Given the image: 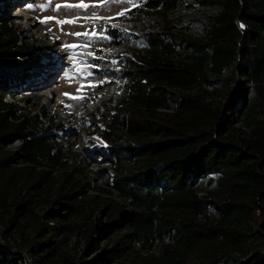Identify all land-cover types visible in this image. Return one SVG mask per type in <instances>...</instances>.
<instances>
[{"label":"trees","instance_id":"trees-1","mask_svg":"<svg viewBox=\"0 0 264 264\" xmlns=\"http://www.w3.org/2000/svg\"><path fill=\"white\" fill-rule=\"evenodd\" d=\"M8 1L0 0V209L8 214L0 220L21 231V244L14 253L0 243V264H26L23 252L29 264H50L55 250L44 255L51 242L39 240L49 230L75 233L77 220L88 253L113 240L96 264L127 250L150 264H264V115L256 117L264 105V0L142 3L162 17L117 59L122 83L96 130L109 157L93 173L69 160L50 114L6 101L41 73L6 21ZM186 7L209 15L198 38L182 34L184 18H167ZM104 181V196H89ZM37 198L48 209L42 217ZM210 211L217 225L204 222ZM31 218L32 228L20 224ZM251 226L261 250L246 242Z\"/></svg>","mask_w":264,"mask_h":264},{"label":"rangeland","instance_id":"rangeland-1","mask_svg":"<svg viewBox=\"0 0 264 264\" xmlns=\"http://www.w3.org/2000/svg\"><path fill=\"white\" fill-rule=\"evenodd\" d=\"M146 1L10 0L2 5L9 27L17 32L16 35L22 43L30 45L33 60L41 71L25 86L24 89L27 87V90L21 88L7 94L6 101L28 110L50 114L63 129L53 133L63 139V147L71 157L69 160L72 163L76 160L78 165L82 159L90 167L91 173L101 167L99 162L102 164L109 157L105 142L96 136V130L103 128L100 120L107 113V105L122 83L121 71L116 65L117 59L124 55L128 57L136 50L138 33L142 26H151L162 17L158 12L143 8L142 3ZM208 16L186 7L181 13L169 14L167 18H184L189 27L182 34L198 38L207 27L208 21L204 18ZM77 33L80 35H76ZM174 33L179 34V30H174ZM72 45L77 47H70ZM66 93L69 95H65ZM263 115L264 105H261L256 117L262 118ZM242 131L247 132L245 128ZM104 167L110 168V164L106 163ZM105 183L106 181L95 182L93 185L96 188L88 192L89 196L103 197L97 190L104 189ZM199 189L204 194L208 192L203 186ZM37 200L33 210L42 217L48 209L42 207L41 200ZM213 201L217 202L218 199ZM206 214L208 220L204 222L217 225L219 214L214 211ZM0 217H5L6 220L8 214L0 209ZM35 221L34 218L29 223L21 220L20 224L23 227L29 224L32 228ZM43 223L50 228L56 226L50 220H44ZM83 223L81 220L73 221L76 228L73 234L47 231L45 239L39 242L49 241L51 245L46 250L42 248V251L44 255L53 250L55 252L44 260L46 263L65 264L66 261L74 264H96L93 259L98 253L114 247L113 240L103 238L99 243V251L88 253L85 249V236L79 230ZM247 230L250 237L246 242L261 250L259 236L253 234L254 228L251 226ZM17 231L16 228L6 227L0 220V243L6 242L7 247L14 253H18L17 246L21 244V231ZM20 257L29 264L27 253H20ZM114 257L118 258L114 260L108 256L104 264H150V260L144 258L146 254L142 252L141 255L130 254L127 250Z\"/></svg>","mask_w":264,"mask_h":264},{"label":"snow or ice","instance_id":"snow-or-ice-1","mask_svg":"<svg viewBox=\"0 0 264 264\" xmlns=\"http://www.w3.org/2000/svg\"><path fill=\"white\" fill-rule=\"evenodd\" d=\"M57 7H59V6H57ZM86 7V6H85ZM121 15H123V13H121ZM64 22H69V23H71L72 21H64ZM61 23H63V22H61ZM76 35H80L79 33H77ZM70 47H73V48H75V47H77L76 45H72V46H70ZM65 95H69V94H65ZM70 98H72V99H77L78 97H70ZM80 99H82V97H80Z\"/></svg>","mask_w":264,"mask_h":264}]
</instances>
